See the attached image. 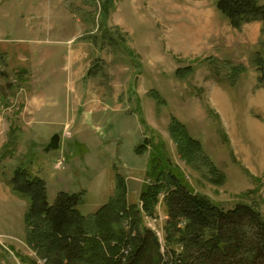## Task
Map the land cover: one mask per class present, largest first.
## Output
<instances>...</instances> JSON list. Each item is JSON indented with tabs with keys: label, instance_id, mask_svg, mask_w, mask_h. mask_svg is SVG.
I'll use <instances>...</instances> for the list:
<instances>
[{
	"label": "rangeland",
	"instance_id": "obj_1",
	"mask_svg": "<svg viewBox=\"0 0 264 264\" xmlns=\"http://www.w3.org/2000/svg\"><path fill=\"white\" fill-rule=\"evenodd\" d=\"M217 1L0 0V264H46L28 240L29 200L9 184L17 168L44 181L49 204L81 194L90 216L118 176L141 208L167 164L223 210L254 203L264 218V22L235 28ZM172 119L200 144L196 160ZM142 215L162 240L165 194Z\"/></svg>",
	"mask_w": 264,
	"mask_h": 264
},
{
	"label": "trees",
	"instance_id": "obj_2",
	"mask_svg": "<svg viewBox=\"0 0 264 264\" xmlns=\"http://www.w3.org/2000/svg\"><path fill=\"white\" fill-rule=\"evenodd\" d=\"M216 6L235 28L264 22V5L258 0H218ZM256 64L264 79V61L259 57ZM192 70L188 66L177 73ZM170 133L182 154L196 160L200 144L176 119L171 121ZM150 176L152 182L140 192L141 208L128 204L118 176L115 194L90 216L77 208L82 200L79 193H60L49 204L44 181L22 168L14 171L9 184L14 193L29 200L28 240L46 264H264V218L256 204L241 202L223 210L196 193L167 164H157ZM161 192L167 207L162 240L143 225L142 215L154 213Z\"/></svg>",
	"mask_w": 264,
	"mask_h": 264
},
{
	"label": "water",
	"instance_id": "obj_3",
	"mask_svg": "<svg viewBox=\"0 0 264 264\" xmlns=\"http://www.w3.org/2000/svg\"><path fill=\"white\" fill-rule=\"evenodd\" d=\"M59 146V135L58 134H55L51 137V140L50 142L48 143V145L46 146L45 148V151H49V150H53V149H56L58 148Z\"/></svg>",
	"mask_w": 264,
	"mask_h": 264
}]
</instances>
